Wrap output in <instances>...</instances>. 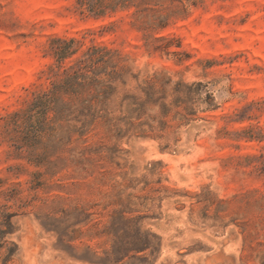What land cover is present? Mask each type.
<instances>
[{"label":"rangeland","instance_id":"1","mask_svg":"<svg viewBox=\"0 0 264 264\" xmlns=\"http://www.w3.org/2000/svg\"><path fill=\"white\" fill-rule=\"evenodd\" d=\"M75 6L0 0V209L15 226L0 263L14 243L7 264H264V0ZM55 37L82 42L63 66L92 45L118 53L128 74L112 110L153 93L123 138L101 120L69 139L51 113L7 125L50 87ZM126 115L111 114L124 131ZM140 237L145 251L114 262Z\"/></svg>","mask_w":264,"mask_h":264},{"label":"trees","instance_id":"2","mask_svg":"<svg viewBox=\"0 0 264 264\" xmlns=\"http://www.w3.org/2000/svg\"><path fill=\"white\" fill-rule=\"evenodd\" d=\"M131 5L132 0H76L75 10L82 16L102 17L110 12L129 8ZM51 42V52L57 70L52 69L50 87L34 93L27 101L24 110L10 116L7 125L13 126L14 131L22 125H29L34 118L40 125V122L51 113L50 122L56 123L62 135L69 139L73 135L84 137L101 120L107 122L116 131L117 138H123L124 133L133 127L129 119L133 115L135 119H140L146 104L156 101L149 90L145 91L147 96L145 101H140L136 96L124 95L115 109L127 113L123 120L125 119V124L129 128L124 131L119 126L120 119L111 116L115 110L110 107L111 99L117 94L118 88L125 87V77L128 74V69L114 61V56L118 53L106 47L92 45L82 50L71 65L63 66L66 59L73 57L79 51L72 46L82 45V42L74 38L60 37L53 38ZM161 107L163 113L169 111L166 105L162 104ZM10 141L16 150L28 151L30 155L25 142H19L13 136ZM13 216V213L0 209V252L4 248L6 236L15 232ZM147 248L146 237L136 238L130 244L121 245L115 250L114 262L121 261L130 252H143ZM16 251L17 245L12 243V248L6 251L0 264H7Z\"/></svg>","mask_w":264,"mask_h":264}]
</instances>
